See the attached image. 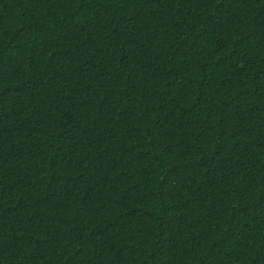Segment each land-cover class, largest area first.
<instances>
[{"label":"trees","instance_id":"16d2710c","mask_svg":"<svg viewBox=\"0 0 264 264\" xmlns=\"http://www.w3.org/2000/svg\"><path fill=\"white\" fill-rule=\"evenodd\" d=\"M0 264H264V0H0Z\"/></svg>","mask_w":264,"mask_h":264}]
</instances>
